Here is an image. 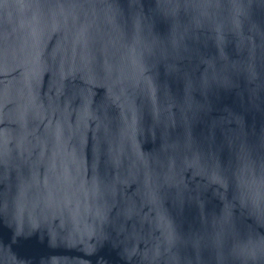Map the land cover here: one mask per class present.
<instances>
[{"label":"water","instance_id":"95a60500","mask_svg":"<svg viewBox=\"0 0 264 264\" xmlns=\"http://www.w3.org/2000/svg\"><path fill=\"white\" fill-rule=\"evenodd\" d=\"M0 264H264V0H0Z\"/></svg>","mask_w":264,"mask_h":264}]
</instances>
